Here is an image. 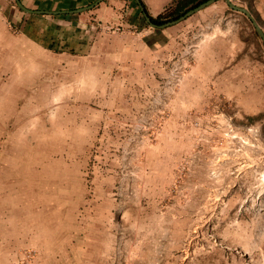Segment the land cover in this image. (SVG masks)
I'll return each instance as SVG.
<instances>
[{
	"label": "rangeland",
	"instance_id": "rangeland-1",
	"mask_svg": "<svg viewBox=\"0 0 264 264\" xmlns=\"http://www.w3.org/2000/svg\"><path fill=\"white\" fill-rule=\"evenodd\" d=\"M216 5L99 52L0 27V264H264V42Z\"/></svg>",
	"mask_w": 264,
	"mask_h": 264
},
{
	"label": "crops",
	"instance_id": "crops-1",
	"mask_svg": "<svg viewBox=\"0 0 264 264\" xmlns=\"http://www.w3.org/2000/svg\"><path fill=\"white\" fill-rule=\"evenodd\" d=\"M95 1L20 0L25 7L31 10H71L91 5ZM141 1L148 14L157 17L176 0ZM260 1L264 4V0ZM15 2L17 3L16 0H0V27L15 28L21 40L33 46L38 43L44 47H59L61 51L70 53L99 52L102 47L104 49L105 40L112 31L115 33L111 36L121 33L117 34V37L126 38L123 43L124 47L126 43L136 39V34L142 37L145 45H160L172 28V26L167 28L150 26L136 0H103L85 12L58 15L28 13ZM212 6L216 7V2L184 22L189 24L193 20L194 23L200 14L212 12L207 11L211 10ZM116 30L121 32H116Z\"/></svg>",
	"mask_w": 264,
	"mask_h": 264
},
{
	"label": "water",
	"instance_id": "water-1",
	"mask_svg": "<svg viewBox=\"0 0 264 264\" xmlns=\"http://www.w3.org/2000/svg\"><path fill=\"white\" fill-rule=\"evenodd\" d=\"M16 1L18 3L19 7H21L24 11H26L28 13L58 15V14H79V13H82V12H85V11H88V10L94 8L99 3H101L103 0H96L91 5L84 6V7L78 8V9H71V10H31V9L25 7L20 2V0H16ZM136 1L139 5L141 11L144 14L146 21L149 23L150 26L155 27V28H167L170 26H174V25L186 20L187 18L191 17L195 13H197V12L205 9L206 7L214 4L217 1H225L232 9L244 13L252 21L257 33L260 35V37L262 38V40L264 42V30H263L262 26L260 25V23L257 21V19L252 14V12L246 7H242V6L235 4L232 0H207L203 3H201L200 5H198L197 7L190 9L184 15L180 16L178 19L171 20V21H168V22L160 24V25H158L152 21L150 15L146 11V8L142 3V1L141 0H136Z\"/></svg>",
	"mask_w": 264,
	"mask_h": 264
},
{
	"label": "trees",
	"instance_id": "trees-1",
	"mask_svg": "<svg viewBox=\"0 0 264 264\" xmlns=\"http://www.w3.org/2000/svg\"><path fill=\"white\" fill-rule=\"evenodd\" d=\"M207 0H176L166 10L157 17H151L152 21L158 25L171 20L178 19L190 9H193Z\"/></svg>",
	"mask_w": 264,
	"mask_h": 264
}]
</instances>
